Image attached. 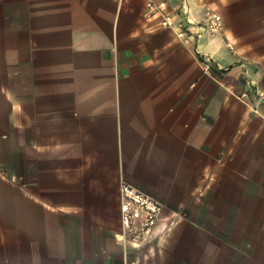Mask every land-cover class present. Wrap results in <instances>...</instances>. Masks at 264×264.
Wrapping results in <instances>:
<instances>
[{"label":"crops","instance_id":"crops-1","mask_svg":"<svg viewBox=\"0 0 264 264\" xmlns=\"http://www.w3.org/2000/svg\"><path fill=\"white\" fill-rule=\"evenodd\" d=\"M0 264H264V0H0Z\"/></svg>","mask_w":264,"mask_h":264},{"label":"built area","instance_id":"built-area-1","mask_svg":"<svg viewBox=\"0 0 264 264\" xmlns=\"http://www.w3.org/2000/svg\"><path fill=\"white\" fill-rule=\"evenodd\" d=\"M147 16L153 13H161L160 24L173 28L179 36L185 34L187 27L192 23L186 16V11L181 9L184 18H174L164 14V3L148 1L146 4ZM221 17L218 14L207 16L200 26L204 31L217 32L220 29ZM120 191V220L121 232L117 236L134 245L147 242L153 235V229L162 208L161 202L152 194H149L133 183L122 180Z\"/></svg>","mask_w":264,"mask_h":264}]
</instances>
